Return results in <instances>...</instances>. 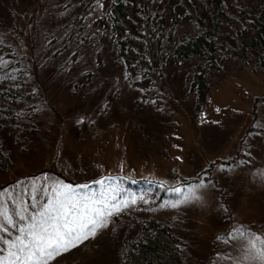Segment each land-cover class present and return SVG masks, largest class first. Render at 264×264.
I'll use <instances>...</instances> for the list:
<instances>
[{"label":"rangeland","instance_id":"1","mask_svg":"<svg viewBox=\"0 0 264 264\" xmlns=\"http://www.w3.org/2000/svg\"><path fill=\"white\" fill-rule=\"evenodd\" d=\"M113 1L0 0L3 32L18 31L26 47L32 40L37 69L36 77L26 79L36 106L26 142H15L0 121L1 144L4 151L9 147V165L0 164V202L11 209L13 200L28 199L24 192L33 183L99 191V180L111 181L124 199L137 197L94 239L48 264H119L120 247L133 238L141 218L179 233L181 264H264L245 258L249 241L264 239V69L219 54L223 62L210 69L213 83L203 102L194 90H183L181 77V84L171 77L165 93L159 86H138L108 47ZM75 16H81L77 24ZM192 25L179 20L170 39L193 33ZM75 46L79 52L72 58ZM190 183L205 185L196 189L199 199L168 206L176 199L171 188ZM240 229L247 230L244 236L235 234Z\"/></svg>","mask_w":264,"mask_h":264},{"label":"trees","instance_id":"2","mask_svg":"<svg viewBox=\"0 0 264 264\" xmlns=\"http://www.w3.org/2000/svg\"><path fill=\"white\" fill-rule=\"evenodd\" d=\"M261 1L115 0L109 8L114 38L108 47L122 59L128 72L137 77L132 82L138 86H159L165 93L171 77H177L179 84L181 77L187 84L183 90H194L197 101L203 102L213 83L210 69H220L223 62L219 54L250 65L254 71L264 69V4ZM181 19L192 22L195 31L173 41L170 31ZM80 20L81 16L73 18L75 24ZM76 28L68 29L67 35L72 37ZM2 29L5 27L0 22V55L10 62L4 71L16 69L17 79L0 81V121L6 124L9 137L16 138L15 142L20 138L26 142L25 129L31 128L30 118L36 109L33 92L28 89L31 83L26 80L37 75L31 59L33 42L26 47L22 43L25 36L14 29L7 32ZM78 36L82 35L76 34L75 38ZM69 44L59 46L57 53H62ZM78 48L74 47L72 58L79 52ZM64 59L65 55H60V62ZM172 69L176 70L175 74ZM85 77L89 75L85 73ZM152 77L157 80L152 81ZM82 85L85 83L79 84ZM252 113L261 120L255 107ZM6 150L0 141L1 166L9 165ZM141 220L142 225L134 231L133 238L121 245L119 264H181L184 254L179 233L163 222Z\"/></svg>","mask_w":264,"mask_h":264},{"label":"snow or ice","instance_id":"3","mask_svg":"<svg viewBox=\"0 0 264 264\" xmlns=\"http://www.w3.org/2000/svg\"><path fill=\"white\" fill-rule=\"evenodd\" d=\"M9 63L0 55V81L17 79L16 69L4 71ZM97 184L99 191L91 190L88 185L77 189L59 182L33 183L24 192L28 199L13 200L11 209L7 202H0V264H48L62 252L94 239L100 230L109 227L114 216L137 204L135 195L124 199L111 181L99 180ZM204 186L190 183L187 188L172 187L176 199L169 201L168 206L176 208L199 199L196 189ZM84 188L89 190L85 192ZM246 231L240 229L235 234L244 236ZM262 249L264 239L253 238L245 258L264 262Z\"/></svg>","mask_w":264,"mask_h":264}]
</instances>
